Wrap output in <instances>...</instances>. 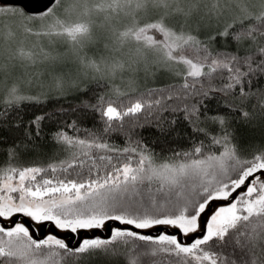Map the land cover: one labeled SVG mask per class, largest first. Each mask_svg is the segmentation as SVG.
<instances>
[{"label": "snow or ice", "instance_id": "1", "mask_svg": "<svg viewBox=\"0 0 264 264\" xmlns=\"http://www.w3.org/2000/svg\"><path fill=\"white\" fill-rule=\"evenodd\" d=\"M0 152V264H264V0H0Z\"/></svg>", "mask_w": 264, "mask_h": 264}, {"label": "trees", "instance_id": "2", "mask_svg": "<svg viewBox=\"0 0 264 264\" xmlns=\"http://www.w3.org/2000/svg\"><path fill=\"white\" fill-rule=\"evenodd\" d=\"M46 147H51V145H46ZM3 161V153L2 152H0V162H2ZM19 163H22V164H30V163H42V164H44V163H47L48 162V159H47V156L45 155V156H43V157H40V158H33V157H31V156H26V157H24V159H22V160H20V161H18ZM25 221L26 222H28V223H30L29 221H28V219H25ZM111 223H116V224H118L119 222H115V221H111ZM103 231V230H102ZM144 231H146V230H144ZM157 230H155V231H147V232H152V233H155ZM33 232H34V234L36 233L37 235V237H39V236H41L40 234H38L35 230H34V228H33ZM62 236H64L65 238H67V240H68V242L70 241L69 239H70V236L69 235H62ZM77 240H78V237H76V239L72 242V244L71 245H75L76 243H77ZM146 259V258H145Z\"/></svg>", "mask_w": 264, "mask_h": 264}, {"label": "rangeland", "instance_id": "3", "mask_svg": "<svg viewBox=\"0 0 264 264\" xmlns=\"http://www.w3.org/2000/svg\"><path fill=\"white\" fill-rule=\"evenodd\" d=\"M18 219L19 218H23L24 220L25 219H28L27 217H17ZM28 221L31 223V221L28 219ZM112 224H116V223H112ZM161 227H164V226H162V225H160V226H156V227H154V228H152V229H148V230H146V231H155V230H157V229H159V228H161ZM33 228H34V230L38 233V234H46L49 230H51V231H53V232H58L59 234H61V235H68V234H70V233H68L67 231H65V232H62L61 233V230H59V229H57V228H55V226H54V224H51V223H49V222H43L42 224H41V226L39 227V229L37 230L36 229V227L35 226H33ZM71 239V238H70ZM69 239V240H70Z\"/></svg>", "mask_w": 264, "mask_h": 264}, {"label": "water", "instance_id": "4", "mask_svg": "<svg viewBox=\"0 0 264 264\" xmlns=\"http://www.w3.org/2000/svg\"><path fill=\"white\" fill-rule=\"evenodd\" d=\"M25 2L28 3L30 5V7L38 9V5L43 3L44 0H25ZM163 229H164V227L159 228V230H163ZM99 231L102 232V230H99ZM56 233H58V232H56ZM35 235H37V234L35 233ZM41 235H43V234H41ZM68 235L71 238L69 241V244H72V242L76 239V237H78V239L80 238L77 234H68Z\"/></svg>", "mask_w": 264, "mask_h": 264}]
</instances>
